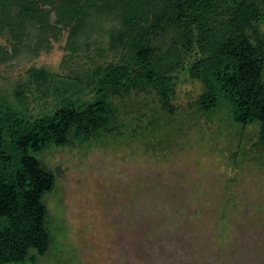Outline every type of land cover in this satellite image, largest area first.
Returning a JSON list of instances; mask_svg holds the SVG:
<instances>
[{"label": "trees", "instance_id": "trees-1", "mask_svg": "<svg viewBox=\"0 0 264 264\" xmlns=\"http://www.w3.org/2000/svg\"><path fill=\"white\" fill-rule=\"evenodd\" d=\"M263 25L264 0H0V70L31 63L64 32L68 57L91 63L73 77L33 67L13 99L0 90V264L35 263L50 247L42 200L62 173L34 155L112 134L134 94L173 113L182 71L203 87L200 110L225 100L237 123L259 125L264 147ZM36 94L53 96L55 111L35 117Z\"/></svg>", "mask_w": 264, "mask_h": 264}, {"label": "rangeland", "instance_id": "rangeland-1", "mask_svg": "<svg viewBox=\"0 0 264 264\" xmlns=\"http://www.w3.org/2000/svg\"><path fill=\"white\" fill-rule=\"evenodd\" d=\"M67 36L31 63L2 68L0 90L13 99L33 67L55 77L88 67L84 53L68 57ZM177 75L173 113L156 94H134L112 134L34 155L62 174L42 200L49 250L25 264H264L259 125L237 123L225 100L200 110L202 85ZM37 96L28 97L35 117L55 111L53 96Z\"/></svg>", "mask_w": 264, "mask_h": 264}]
</instances>
